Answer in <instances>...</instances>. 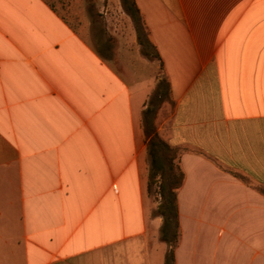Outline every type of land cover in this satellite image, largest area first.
<instances>
[{
	"label": "crops",
	"instance_id": "0c3cea01",
	"mask_svg": "<svg viewBox=\"0 0 264 264\" xmlns=\"http://www.w3.org/2000/svg\"><path fill=\"white\" fill-rule=\"evenodd\" d=\"M136 3L185 172L175 264H264V0ZM73 23L0 0V264H164L142 123L161 77L136 31L117 68Z\"/></svg>",
	"mask_w": 264,
	"mask_h": 264
},
{
	"label": "trees",
	"instance_id": "16d2710c",
	"mask_svg": "<svg viewBox=\"0 0 264 264\" xmlns=\"http://www.w3.org/2000/svg\"><path fill=\"white\" fill-rule=\"evenodd\" d=\"M120 3L134 24L142 54L149 59L161 60L136 0H120ZM108 39L111 40V37ZM98 51L111 58L100 48ZM165 102L173 104L167 75L159 79L152 90L142 112V123L149 160L148 191L150 194L157 192L160 196L155 213L163 217L160 238L169 245L164 264H175V246L180 239L178 190L184 182L185 172L178 160L179 150L164 139L157 129L156 118ZM261 190L264 192V188Z\"/></svg>",
	"mask_w": 264,
	"mask_h": 264
},
{
	"label": "rangeland",
	"instance_id": "374dc122",
	"mask_svg": "<svg viewBox=\"0 0 264 264\" xmlns=\"http://www.w3.org/2000/svg\"><path fill=\"white\" fill-rule=\"evenodd\" d=\"M47 1L55 7L59 14L74 22L73 24L75 26L86 24L89 23L90 20H93V24L88 25V30L91 33L94 47L98 50L100 48L105 55L110 56V60H112L115 67H120V53L122 50H126L123 47L122 40L125 41V45L131 47L133 37L135 36V28L133 22L131 24L126 19L125 14H123V11L119 7H113L115 6L114 3L112 1L108 2L107 0ZM109 37H111V40L108 39ZM124 59H127L125 55ZM153 60V64H150L147 69L143 68V70L146 73L155 70L162 78L163 70L161 67H157L158 59L154 58ZM154 188L156 189V185Z\"/></svg>",
	"mask_w": 264,
	"mask_h": 264
}]
</instances>
